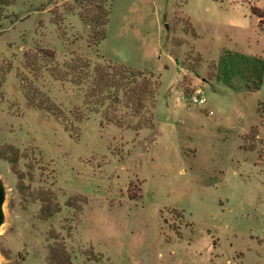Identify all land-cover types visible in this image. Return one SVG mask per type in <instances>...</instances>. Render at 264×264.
Here are the masks:
<instances>
[{"label":"rangeland","instance_id":"obj_1","mask_svg":"<svg viewBox=\"0 0 264 264\" xmlns=\"http://www.w3.org/2000/svg\"><path fill=\"white\" fill-rule=\"evenodd\" d=\"M251 7L264 0H111L94 48L71 0H0V153L17 151L0 156V264H46L50 246L71 264H264V17ZM38 48L60 70L78 57L80 71L151 72L154 103L98 100L38 70ZM42 96L63 118L35 108ZM41 194L57 209L45 220Z\"/></svg>","mask_w":264,"mask_h":264},{"label":"trees","instance_id":"obj_2","mask_svg":"<svg viewBox=\"0 0 264 264\" xmlns=\"http://www.w3.org/2000/svg\"><path fill=\"white\" fill-rule=\"evenodd\" d=\"M75 7H78V16L82 23L88 28V43L94 48L105 36V26L108 20L111 0H71ZM251 12L259 19H263L264 13L257 11L254 7L250 8ZM38 52V53H37ZM53 59L52 51L38 48L35 54V60L38 61L37 69L49 70L54 78L62 79L64 75L68 74L69 81L74 84H89L90 92L97 97V99H106L112 105L120 104L124 107L132 109V111H141L147 104L150 106L154 103L153 96L157 89L158 82L156 77L151 72H142L138 70L125 67L120 64L112 62L97 63L91 66V69L79 70L88 67V62L82 61L78 57L69 59L66 63V69L60 70L54 65H51ZM26 63L28 68L31 67L35 71L32 57L26 56ZM30 65V67H29ZM137 78L140 81H137ZM141 82L142 84H140ZM140 88L139 92L135 93L136 88ZM119 93L121 98L119 97ZM35 108L44 114L52 116L54 119L63 118L59 108L52 103L46 96H42L39 101L34 104ZM80 116L76 115L74 120H79ZM148 120V119H147ZM148 122V121H147ZM5 151L0 153L1 158L8 163L16 162V149L6 147ZM36 196L40 201L41 210L38 218L45 220L49 218L57 209H52L48 206L49 201L44 197V194ZM74 208V205L67 204ZM46 264H71L68 253L60 246L48 248L46 257Z\"/></svg>","mask_w":264,"mask_h":264},{"label":"built area","instance_id":"obj_3","mask_svg":"<svg viewBox=\"0 0 264 264\" xmlns=\"http://www.w3.org/2000/svg\"><path fill=\"white\" fill-rule=\"evenodd\" d=\"M189 103L204 106L205 105V97L202 94L200 88L195 87L192 88L188 93ZM210 113V111H208Z\"/></svg>","mask_w":264,"mask_h":264},{"label":"water","instance_id":"obj_4","mask_svg":"<svg viewBox=\"0 0 264 264\" xmlns=\"http://www.w3.org/2000/svg\"><path fill=\"white\" fill-rule=\"evenodd\" d=\"M4 188L0 183V225L3 222V202H4Z\"/></svg>","mask_w":264,"mask_h":264}]
</instances>
